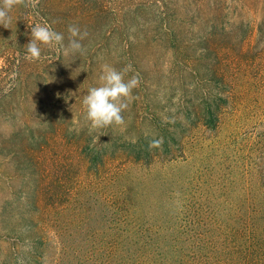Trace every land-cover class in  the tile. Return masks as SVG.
Here are the masks:
<instances>
[{
	"label": "rangeland",
	"instance_id": "obj_1",
	"mask_svg": "<svg viewBox=\"0 0 264 264\" xmlns=\"http://www.w3.org/2000/svg\"><path fill=\"white\" fill-rule=\"evenodd\" d=\"M10 16L0 25V264H24L30 239L33 264H82L114 198L150 212L169 201L264 203V0H37ZM45 23L65 44L70 24L86 31L84 51L40 45L28 59L31 26ZM104 64L131 65L125 80L139 85L124 124L90 134L82 100ZM207 99L221 107L217 129L193 117L181 148L151 165L88 166L81 142L98 156L110 137L121 146L152 132L156 116Z\"/></svg>",
	"mask_w": 264,
	"mask_h": 264
},
{
	"label": "trees",
	"instance_id": "obj_2",
	"mask_svg": "<svg viewBox=\"0 0 264 264\" xmlns=\"http://www.w3.org/2000/svg\"><path fill=\"white\" fill-rule=\"evenodd\" d=\"M221 80L223 90L219 94L226 100L227 83L223 77ZM218 109L221 107L207 99L198 109L185 107L167 114L166 119L175 120L172 123L163 115L156 116L152 121L154 132H142L121 146L110 137L98 146V152L103 147L98 156L91 155L84 142L82 152L91 169L100 170L111 166L112 160L128 157L134 163L151 165L164 153L181 148L185 121L200 117L206 126L217 129ZM154 140L160 144L150 149L149 143ZM126 187L120 192L132 195ZM114 199L109 206L112 214L107 216L106 231L96 232L95 252L85 255L82 264H264V203L216 201L185 206L169 201L150 212L135 202L127 205ZM9 242L14 249L17 247V238ZM37 248L36 240L30 239L24 264H33Z\"/></svg>",
	"mask_w": 264,
	"mask_h": 264
},
{
	"label": "clouds",
	"instance_id": "obj_3",
	"mask_svg": "<svg viewBox=\"0 0 264 264\" xmlns=\"http://www.w3.org/2000/svg\"><path fill=\"white\" fill-rule=\"evenodd\" d=\"M37 0H0V25L10 28L11 10L23 5L25 7H35ZM68 39L65 44V36L57 32L47 23L31 26V39L26 44L27 58L38 60L41 57L40 45L56 48L61 52H83L84 46L81 41L87 37L86 31H81L75 24H70L67 28ZM131 70V65L122 70L104 64L99 76L98 86L90 87L87 95L82 100L85 110L84 119L88 123L89 133L106 128L112 125L120 126L124 124L122 113L128 108V102L132 97L133 89L138 87L139 79L133 75L125 80V75ZM80 127L69 129L70 132H80ZM94 142L99 140L95 136ZM159 141H151L149 148L158 147Z\"/></svg>",
	"mask_w": 264,
	"mask_h": 264
}]
</instances>
